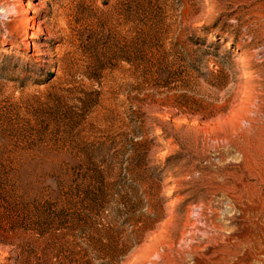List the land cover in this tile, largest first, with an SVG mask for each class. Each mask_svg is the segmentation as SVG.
<instances>
[{
	"label": "rangeland",
	"instance_id": "obj_1",
	"mask_svg": "<svg viewBox=\"0 0 264 264\" xmlns=\"http://www.w3.org/2000/svg\"><path fill=\"white\" fill-rule=\"evenodd\" d=\"M0 264H264V0H0Z\"/></svg>",
	"mask_w": 264,
	"mask_h": 264
},
{
	"label": "bare ground",
	"instance_id": "obj_2",
	"mask_svg": "<svg viewBox=\"0 0 264 264\" xmlns=\"http://www.w3.org/2000/svg\"><path fill=\"white\" fill-rule=\"evenodd\" d=\"M10 6V5H9ZM16 6V5H15ZM22 6V5H21ZM25 6V5H24ZM28 7V6H27ZM4 10V9H3ZM25 11V10H24ZM30 11V10H29ZM4 12H5V15L9 18V20L10 21H13V18H11V17H16L17 15V8L15 7V8H13L12 7V9H5L4 10ZM19 15V14H18ZM35 18H34V16H28V24H30V25H32V27H34L35 26ZM24 26V25H23ZM26 34H28V32L26 33Z\"/></svg>",
	"mask_w": 264,
	"mask_h": 264
}]
</instances>
